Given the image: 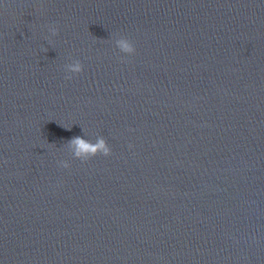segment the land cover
I'll use <instances>...</instances> for the list:
<instances>
[{
	"label": "water",
	"instance_id": "1",
	"mask_svg": "<svg viewBox=\"0 0 264 264\" xmlns=\"http://www.w3.org/2000/svg\"><path fill=\"white\" fill-rule=\"evenodd\" d=\"M0 264H264V0H0Z\"/></svg>",
	"mask_w": 264,
	"mask_h": 264
},
{
	"label": "clouds",
	"instance_id": "2",
	"mask_svg": "<svg viewBox=\"0 0 264 264\" xmlns=\"http://www.w3.org/2000/svg\"><path fill=\"white\" fill-rule=\"evenodd\" d=\"M49 29L52 35H58V28L49 27ZM116 46L120 52L127 55H133L136 51L134 44L126 37L116 40ZM65 70L69 73V75L65 76V79L71 80L73 75L80 74L83 71V64L79 60H75L74 63L66 64ZM68 145L75 148V155L77 157H83V162L88 161L98 154H102L104 156L111 154V149L103 137L98 138L97 142L92 143L77 136L69 140ZM61 166L64 168L69 167L67 164H61Z\"/></svg>",
	"mask_w": 264,
	"mask_h": 264
}]
</instances>
